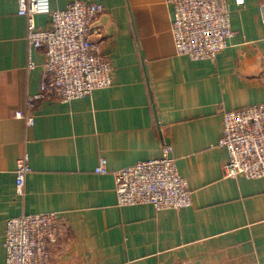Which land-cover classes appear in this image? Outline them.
Segmentation results:
<instances>
[{"label": "crops", "instance_id": "crops-1", "mask_svg": "<svg viewBox=\"0 0 264 264\" xmlns=\"http://www.w3.org/2000/svg\"><path fill=\"white\" fill-rule=\"evenodd\" d=\"M89 1L104 7L89 37L110 60L112 82L65 102L35 101L27 125L14 111L38 90L43 48L27 68L26 18L16 0H0V264L6 219L48 210L65 224L49 264L264 263V176H225L228 154L216 144L223 108L264 101L263 0H226L234 33L214 58L201 59L175 52L164 0ZM34 21L48 27V12ZM162 141L172 145L191 204L117 205L110 171L160 155ZM25 151L21 195L14 167ZM99 156L106 173L93 171Z\"/></svg>", "mask_w": 264, "mask_h": 264}, {"label": "built area", "instance_id": "built-area-1", "mask_svg": "<svg viewBox=\"0 0 264 264\" xmlns=\"http://www.w3.org/2000/svg\"><path fill=\"white\" fill-rule=\"evenodd\" d=\"M17 13L26 18V67L32 68V51L43 48L44 74L38 90L25 97L14 116L33 123L29 111L40 99L68 101L111 84L112 67L99 43L89 37L91 22L103 11L102 3L70 0L61 8L49 9L47 0H16ZM170 7V32L177 54L190 59L214 58L227 45L234 30L226 0H164ZM243 0H236L241 3ZM48 12V27H36L34 14ZM264 23V0L259 3ZM264 76V56L261 60ZM222 129L216 144L225 147L223 165L227 177L264 176V101L238 108H223ZM30 170L27 152L15 160L14 190L23 194ZM108 172L107 160L99 156L93 166ZM116 204L149 203L156 209L181 208L192 202L186 178L180 174L172 145L162 141L160 155L137 159L111 171ZM63 217L54 210L21 212L5 221L2 245L4 264H49L63 230ZM264 264V263H262Z\"/></svg>", "mask_w": 264, "mask_h": 264}]
</instances>
